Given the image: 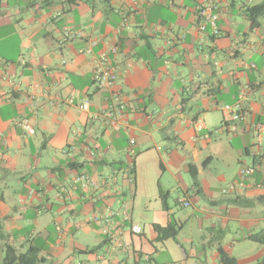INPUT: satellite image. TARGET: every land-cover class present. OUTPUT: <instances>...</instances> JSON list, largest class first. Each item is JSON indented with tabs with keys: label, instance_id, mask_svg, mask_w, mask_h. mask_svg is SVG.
Returning <instances> with one entry per match:
<instances>
[{
	"label": "crops",
	"instance_id": "obj_1",
	"mask_svg": "<svg viewBox=\"0 0 264 264\" xmlns=\"http://www.w3.org/2000/svg\"><path fill=\"white\" fill-rule=\"evenodd\" d=\"M107 1L99 11L97 0H0V44L18 37L12 56L0 53V264L7 246L42 248L40 264H220L219 248L257 264L264 245L249 238L264 235V133L255 134L264 125V15L253 27L249 10L264 0ZM204 5L218 15L217 35L199 15ZM104 56L125 104L117 131L105 116L110 92L94 82ZM237 103L241 120L222 130L224 106ZM218 111L221 126L210 130L205 120ZM219 132L228 136L214 139ZM223 160L235 166L227 184L213 173ZM255 163L244 190L223 194ZM171 222L183 226L177 241L158 242L154 225ZM77 231L95 243L77 242Z\"/></svg>",
	"mask_w": 264,
	"mask_h": 264
},
{
	"label": "built area",
	"instance_id": "obj_2",
	"mask_svg": "<svg viewBox=\"0 0 264 264\" xmlns=\"http://www.w3.org/2000/svg\"><path fill=\"white\" fill-rule=\"evenodd\" d=\"M199 15L204 17V19L209 23L212 27L213 33L217 35L219 33L216 22L218 20V15H214L211 13L212 8L210 6H201L198 9ZM201 29H205V25L201 26ZM75 33L70 30L65 31V38L75 37ZM76 37H82V34H77ZM112 54H117L118 49L116 47L110 50ZM118 81V75L116 70L112 67V63L107 56H104L98 62V65L94 71V82L97 85L98 89L101 91L110 92L108 111L105 113V116L108 119V125L114 131L119 130V124L122 118V113L125 107L124 101L122 98L114 93V87ZM244 96V92L242 91L240 94L241 99ZM73 100H68V104L73 105ZM79 108L84 112H89L90 105L89 103H84L79 106ZM241 104L237 103L232 106H224L223 108V122H222V130L229 131L234 130L235 124L241 120ZM99 116L96 115L95 118ZM197 125V124H196ZM23 129L29 133L34 134V130L27 124L22 123ZM264 133V125L258 124L255 126V134L258 136ZM135 144L134 141H131V145ZM262 167L261 164H251V165H243L241 166L237 179L233 183L229 184L222 192L223 194L235 193L241 190H244L247 187V182L253 177L255 172ZM78 181L86 182L85 186L90 184V180L87 175L83 174L79 177ZM92 185L95 186L94 183ZM178 203L188 208L191 203L185 197H182L178 200ZM60 231V229H59ZM131 231L135 235H140L143 233V229L139 225H133ZM88 264V263H86Z\"/></svg>",
	"mask_w": 264,
	"mask_h": 264
},
{
	"label": "trees",
	"instance_id": "obj_3",
	"mask_svg": "<svg viewBox=\"0 0 264 264\" xmlns=\"http://www.w3.org/2000/svg\"><path fill=\"white\" fill-rule=\"evenodd\" d=\"M76 1H83V0H73ZM264 15V4L253 7L249 10V17L252 22L253 27L258 26V20L260 17ZM191 173L193 182L197 181V170L194 166H191ZM165 198V197H164ZM163 198V199H164ZM178 205H180L178 203ZM166 200L164 201V208L167 207ZM181 206V205H180ZM168 210V209H167ZM182 225L180 226L176 222L169 223L166 227H161L159 225H154V229L158 235L157 241H165L168 239H172L177 241V237L179 235L180 230L182 229ZM252 242L264 245V235L256 234L249 238ZM105 244H100L92 249L86 250L84 252H79V254H97L100 250L104 248ZM43 249L39 247H30L26 253L18 254L17 250L14 247L7 246L5 258L1 264H40L44 261L41 258V253ZM219 253V261L220 264H238L237 259L230 256L227 252H225L222 248L218 249ZM257 264H264V258L259 261Z\"/></svg>",
	"mask_w": 264,
	"mask_h": 264
},
{
	"label": "rangeland",
	"instance_id": "obj_4",
	"mask_svg": "<svg viewBox=\"0 0 264 264\" xmlns=\"http://www.w3.org/2000/svg\"><path fill=\"white\" fill-rule=\"evenodd\" d=\"M97 7L99 9V11H102V10H106L109 8V1L107 0H97ZM17 43H18V37H12L11 40L7 41L6 43H1L0 44V53H4L5 51H7V55L9 56H12L15 52H14V47L17 46ZM211 118H215L214 120L212 119H207L205 121H207V125H209V129L210 130H214V128H212V122H214L215 124H218V126L220 127L221 126V122H222V117H221V113L218 111V113H215L214 116ZM215 134V133H214ZM228 135L226 133H217L216 136L214 137V139L216 138H219V137H224L226 138ZM249 162V160H247V163ZM216 165H214V169H213V173L216 175V176H221V175H224L225 176V179H226V182L224 184H227L230 179H232L231 177L233 176V174L235 173V166H231V163L226 160V161H220L218 163H215ZM248 165V164H247ZM229 185V184H228ZM227 185V186H228ZM226 186V187H227ZM174 195V194H173ZM170 204L172 205L173 209H175V203H174V196L172 199H170ZM180 206V205H179ZM181 210H185L190 213L192 212V209H190L191 207H188V208H185L183 206H180ZM181 212H185V211H181ZM46 216H42L40 218H38V221H39V225L38 226H35L37 229H43L46 224H47V220L45 218ZM49 220V219H48ZM46 221V222H45ZM134 221L135 222H139V218L138 217H135L134 218ZM30 226V225H29ZM33 227V226H30V228ZM184 236V233L180 236V238L182 239ZM75 237H76V241H81L82 244H85V245H93L94 242V235L93 234H86L85 232L83 231H80V232H75ZM168 254L166 253H162L158 259L162 260L163 258H165V256H167Z\"/></svg>",
	"mask_w": 264,
	"mask_h": 264
}]
</instances>
